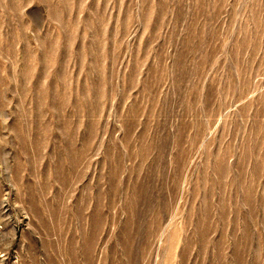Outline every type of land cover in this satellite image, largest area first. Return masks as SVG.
Returning a JSON list of instances; mask_svg holds the SVG:
<instances>
[{"label": "rangeland", "instance_id": "1", "mask_svg": "<svg viewBox=\"0 0 264 264\" xmlns=\"http://www.w3.org/2000/svg\"><path fill=\"white\" fill-rule=\"evenodd\" d=\"M0 264H264V0H0Z\"/></svg>", "mask_w": 264, "mask_h": 264}]
</instances>
